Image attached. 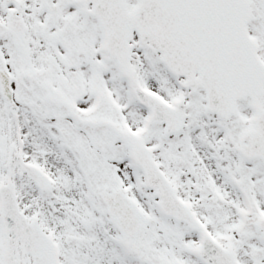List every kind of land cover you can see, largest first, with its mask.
<instances>
[{
  "label": "snow or ice",
  "instance_id": "1",
  "mask_svg": "<svg viewBox=\"0 0 264 264\" xmlns=\"http://www.w3.org/2000/svg\"><path fill=\"white\" fill-rule=\"evenodd\" d=\"M0 264H264V0H0Z\"/></svg>",
  "mask_w": 264,
  "mask_h": 264
}]
</instances>
